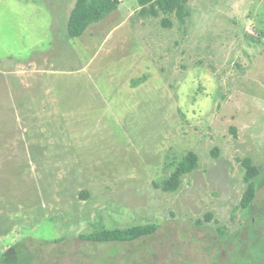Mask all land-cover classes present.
<instances>
[{"label": "rangeland", "instance_id": "obj_1", "mask_svg": "<svg viewBox=\"0 0 264 264\" xmlns=\"http://www.w3.org/2000/svg\"><path fill=\"white\" fill-rule=\"evenodd\" d=\"M75 1L0 0V264H264V0H122L70 37Z\"/></svg>", "mask_w": 264, "mask_h": 264}, {"label": "trees", "instance_id": "obj_2", "mask_svg": "<svg viewBox=\"0 0 264 264\" xmlns=\"http://www.w3.org/2000/svg\"><path fill=\"white\" fill-rule=\"evenodd\" d=\"M122 0H76L70 11L68 19V35L70 37L82 36L88 27L101 21L118 8ZM187 0H138L141 12L157 13V10L175 12L181 22H185L188 14ZM245 169L243 180L246 184L241 200V207L247 208L256 195V177L259 168L250 157L241 160ZM199 166V156L194 151H189L175 167L169 178L161 186L164 191L175 192L181 184L183 176L194 171ZM157 225L138 224L123 228L103 229L100 231L82 234V238L91 241H131L156 231ZM9 253V252H8Z\"/></svg>", "mask_w": 264, "mask_h": 264}]
</instances>
